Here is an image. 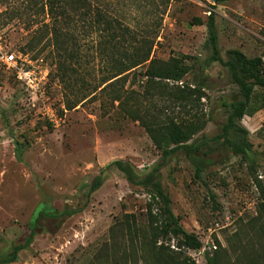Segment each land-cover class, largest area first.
I'll use <instances>...</instances> for the list:
<instances>
[{
    "label": "rangeland",
    "instance_id": "obj_1",
    "mask_svg": "<svg viewBox=\"0 0 264 264\" xmlns=\"http://www.w3.org/2000/svg\"><path fill=\"white\" fill-rule=\"evenodd\" d=\"M41 3L0 0V46L27 56L25 67L34 70L41 90L34 97L14 69L0 66V256L24 241L41 208H69L81 210L58 218L40 215L32 243L10 264H156L148 191L115 167L106 169L102 185L88 194L90 183L115 159L129 160L139 174L159 161L161 149L144 125L169 117L206 121V136L220 131L228 114L225 103L238 88L225 66L208 62L207 16L214 13L224 59L228 49L264 55V0H68L67 10H76L62 23L58 49L41 24L49 21L39 13ZM96 8L112 21L107 42L94 23ZM100 43L107 44V59L99 53ZM150 43L151 57H180L190 66L181 81L162 82L160 88L139 66L101 89L111 57L124 58ZM197 82L205 85L202 96L196 99L195 93L184 107L166 94L174 83L195 88ZM263 99L264 90L257 88L250 114L240 120L252 143L246 157L215 145L199 178L184 154L161 167L174 214L202 243L199 249L177 248L172 239L170 248L185 251L195 264H208L217 252L219 264H232L234 251L252 237L248 219L264 196ZM126 213L134 215L136 233L123 221Z\"/></svg>",
    "mask_w": 264,
    "mask_h": 264
},
{
    "label": "trees",
    "instance_id": "obj_2",
    "mask_svg": "<svg viewBox=\"0 0 264 264\" xmlns=\"http://www.w3.org/2000/svg\"><path fill=\"white\" fill-rule=\"evenodd\" d=\"M68 0H42L39 13L48 16L49 21H42L41 24L50 34L53 45L58 47V39L61 35L63 22H69L71 11L65 7ZM229 0H214L215 4H221ZM95 26L104 32L103 38L107 42V29L111 27L112 21L107 13L99 8L95 10ZM207 38L206 44L210 47L211 53L208 62H219L229 71V82L235 84L238 91L225 103L228 107V114L225 122L221 125L220 131L212 136L202 133L206 121L202 123L184 120L176 121L167 118L166 121L154 125H144L153 144L161 149V158L143 174L136 171V167L129 160L115 159L101 168L90 183L88 194L97 190L103 182L104 172L110 167H115L124 174L127 181L134 185L142 186L149 193L146 202V217L151 230V245L156 264H195L191 258L183 254L185 251H173L170 248V241H176L177 248L199 249L202 245L200 239L194 233L186 231L179 222V217L174 214L171 208V198L161 183V167L166 161L176 154H184L195 166V177L199 178L202 171L211 164L208 155L214 150L215 145L226 147L229 154L246 157L252 150V143L248 140V129L241 125L240 120L244 115L250 114L249 108L256 96V89L264 90V55L248 57L239 49H228L226 58L221 56L218 46V36L215 26L214 13L209 11L206 20ZM127 30V29H126ZM111 35V38H114ZM116 38V37H115ZM33 47L32 44L29 45ZM151 46L148 44L138 47L133 51L123 53L124 58L115 59L111 57L107 61V77H104L101 85H106L115 80L125 78L139 66H145L142 73L147 81H158L160 88H165L162 83L168 81L179 82L190 71V66L182 61L180 57L171 56L166 60L151 57ZM99 53L103 59H107L106 46L100 43ZM116 49L113 45L111 50ZM110 55V54H109ZM67 73L60 72V79L65 81ZM115 78V79H114ZM114 79V80H111ZM195 88L182 83L172 84L166 91L171 101L178 107H184L202 96L201 89L204 83H194ZM163 94V92H161ZM264 109V99L261 103ZM130 113V112H129ZM138 119V117H135ZM200 134V135H199ZM264 158V150L261 152ZM81 209H63L60 212L46 211L41 208L31 221L30 231L23 242L14 243L9 252L0 256V264H10L17 260L18 254L26 249L33 240L36 223L40 215L58 218L63 215H72ZM125 221L129 232L136 233L137 226L133 214L126 213ZM132 217L131 219H129ZM252 231V237L246 242L240 243L232 264H264V196L257 203L256 214L248 219ZM159 238L161 239L160 243ZM251 238V239H250ZM208 264H219V254L214 253L207 258Z\"/></svg>",
    "mask_w": 264,
    "mask_h": 264
},
{
    "label": "built area",
    "instance_id": "obj_3",
    "mask_svg": "<svg viewBox=\"0 0 264 264\" xmlns=\"http://www.w3.org/2000/svg\"><path fill=\"white\" fill-rule=\"evenodd\" d=\"M30 63L26 55L21 52L4 51L0 46V66L12 68L16 72L17 78L24 84L26 89L36 97L39 88V80L33 69L26 68L25 65ZM32 96V97H33Z\"/></svg>",
    "mask_w": 264,
    "mask_h": 264
}]
</instances>
